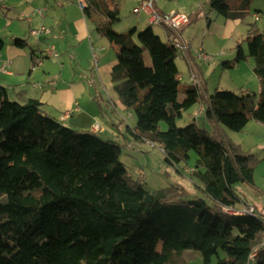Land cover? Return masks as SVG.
Returning <instances> with one entry per match:
<instances>
[{"label": "trees", "instance_id": "1", "mask_svg": "<svg viewBox=\"0 0 264 264\" xmlns=\"http://www.w3.org/2000/svg\"><path fill=\"white\" fill-rule=\"evenodd\" d=\"M82 3L88 18L92 11L108 19L119 14L120 0ZM208 3L224 19L243 20L251 0H238L235 10L227 0ZM152 27L138 33V43L135 29L96 27L115 46L114 90L136 116L128 143L70 128L37 99L16 102L0 87V264H186L185 250L193 248L204 264H264V220L223 209H238L235 186H255L259 161L221 135L243 132L250 121L264 126V33L248 34L247 54L237 46L234 61L224 63L233 68L251 58L259 94L215 90L203 102L201 89L178 83L180 56ZM200 102L215 129L177 126ZM140 143L158 146L176 168L195 153L190 177L211 204L185 200L180 186L150 191L138 176L133 181L120 157Z\"/></svg>", "mask_w": 264, "mask_h": 264}, {"label": "crops", "instance_id": "2", "mask_svg": "<svg viewBox=\"0 0 264 264\" xmlns=\"http://www.w3.org/2000/svg\"><path fill=\"white\" fill-rule=\"evenodd\" d=\"M143 1L145 0L141 2ZM171 1L158 0L159 12L179 13L173 8ZM81 2L83 0H0V6H4L17 22L13 23L12 20L7 19L8 33L0 32V87L5 88L9 98L16 102L23 103L25 99H37L50 117L65 125L68 124L66 126L70 128L128 143L132 139L127 133V127L136 125V116L126 110L114 90L111 73L117 64L115 46L96 31L97 24L111 25L115 30L114 24L118 21L100 16L93 11L89 18L86 17ZM237 2L238 0H235L230 4L233 10L236 9ZM37 10H42L43 15L36 13ZM250 10L251 3L245 11L243 20L223 19V25L220 26L210 19L207 23L209 34L204 36L201 43L197 40L192 41L191 37L184 38L182 34L187 27L191 26V23L178 33H168L165 28L157 27L161 33L158 35L165 42L180 40L189 45L187 58L179 57L181 65L177 63L181 72L178 83L185 88L194 87L193 82L190 86L184 81H191L190 74L192 71L196 72L204 97L203 102L213 92L209 93L203 71L197 66L200 62L196 60L197 52L201 49L206 51L214 56L215 62L216 57L217 59L225 57L229 51L233 60L237 53L236 47L240 46V41L245 39V33L242 34L240 29L244 28V25H249ZM261 11L262 14L263 10ZM260 15L253 14L252 17L255 21H261ZM140 16L136 17L139 23L133 22L134 18L126 22L125 29L133 27L130 30H136L133 35L134 41L137 40L138 33L150 25L148 17L142 19ZM141 20L144 22L142 23ZM42 26L49 28L51 34L41 35L38 38L30 35L31 30ZM154 27H152L153 30ZM250 28L251 26L246 33L255 31H250ZM16 40L27 42L24 46H20L16 44ZM229 45L233 48L227 50ZM50 47H53L58 57L53 58L47 53ZM244 53L247 54L245 51ZM37 60H40V63H37ZM239 64V70H246L244 75H241L244 80L239 87L250 89L258 94L260 84L254 72V61L248 58ZM2 66H5V73L1 72ZM237 66L229 69L234 70ZM222 68L227 69L224 63ZM246 76L250 79V83L247 82ZM254 79L256 81L253 83ZM257 80L259 89L257 86L258 90L254 91L253 85H257ZM52 82L55 84H51ZM215 90H219V85L214 87L213 91ZM180 98L183 99L184 95H180ZM203 102L197 104L199 108L194 111V114L202 109L203 113L195 116L194 120L202 117L204 121L201 127L207 130L210 124L214 130L215 125L205 119ZM96 123L101 127L97 132L93 130ZM251 123L249 122L246 127ZM187 169L184 168L188 172ZM239 205L238 209L246 204L241 207ZM185 251V257L187 253L198 254L190 249Z\"/></svg>", "mask_w": 264, "mask_h": 264}, {"label": "rangeland", "instance_id": "3", "mask_svg": "<svg viewBox=\"0 0 264 264\" xmlns=\"http://www.w3.org/2000/svg\"><path fill=\"white\" fill-rule=\"evenodd\" d=\"M120 1L121 2H120L119 14L114 17V19L117 20L118 22L114 24V28L117 32L129 33L131 31L130 29L133 27H131L130 29L129 28L125 29L127 26L126 22L134 18L133 22L139 23V20L136 18L137 16H134L132 14L133 9L131 8L136 5H141L142 0H120ZM208 1L209 0H172L171 1L173 8L177 12L190 15L192 19L191 26L187 27L182 33L184 35V38L191 37L192 41L197 40L201 43L204 36L209 34V32L207 31L209 29L207 27V23L210 22V19L213 20L216 25L219 26L223 25L224 18L211 10ZM227 2L231 4L235 2V0L234 1L227 0ZM155 8L156 10L159 9L157 3L155 5ZM261 10H263L262 14H261L262 12ZM253 14L254 15L261 14L260 16H262V20L255 21L254 18L252 17ZM140 15L139 16L142 19L144 18L146 19L148 17L145 13H141ZM248 18H249L248 20L249 25H244L245 27L240 29L242 31V34L245 33L244 35L245 39L248 36V33L246 32L248 27L250 26H251L250 29L252 31L255 30V33L257 32L264 33V0L251 1V10ZM7 19L12 20L13 23H17L13 19L12 15L8 13L7 9L4 8V6H0V32H3L4 34H7L9 29L6 26ZM141 22L143 23L144 21L141 20ZM154 28H155L154 31L157 34L158 33L161 34L160 31L157 29V27ZM136 42L138 43L137 40ZM240 44L243 50L247 52L248 51L247 42L241 40ZM230 46L231 45H229L227 50L233 48ZM29 47L30 46L28 45L27 46L28 50ZM227 52L229 56L227 54L225 57H221L220 59H217L216 57L214 63L213 62L209 64L203 62L197 63L199 70L202 69L203 71L204 81L207 84L209 93L214 92L213 91L214 87L217 85H219V90H230L236 92L241 88L239 86L241 82L244 80V77H241V75H244L246 70L245 69L239 70L238 69L240 65L239 63H238L239 65L236 64L234 66L235 68L238 65L237 68L234 70H231L229 68L223 69L222 63L234 61V59L232 60L230 57V52L229 51ZM145 55H146V61L147 63H149V57L147 53ZM176 62L178 63V65H181V60L179 58L177 59ZM255 81L256 79L253 80V83ZM184 82H187L186 84H190L191 86L192 81L188 80ZM247 82L250 83L249 78ZM257 86L259 89L258 80H257V85L256 84L253 85L254 91L258 90ZM199 89H201L200 86ZM256 98H258V95ZM198 108L199 107L197 105L194 107V109L186 111L184 113V116L177 120V126L186 127L193 123L203 126L204 120L202 117L197 119L195 118L194 120V117L196 116V114H194V111L197 110ZM200 113L201 114L203 113V109L200 111ZM250 123H251L250 126L246 127L243 130V132L239 133L225 129L223 130V132H221V135L224 136L226 140H230L235 144L239 145L243 151L242 154L252 156L254 159H257L259 161V163L256 164L254 168L255 186L253 187L246 183H238L235 186V192L239 195L242 202V203L239 202L240 203L239 207H241L243 204L248 205V207L249 205L250 206L255 205L256 206L255 212H257V214H259L260 217L264 220V126L259 123H256L255 121H250ZM162 130H166V126L164 124L162 125ZM207 130L210 132L213 131L210 124H208ZM151 144L149 145L148 143H144V144L140 143V144H135L133 148L129 146L123 148L120 160L125 165L129 177L133 181H135L139 174V169H142L145 172V181L143 183V184L146 183L144 186L145 189L153 191L170 186H180L181 188L184 189L186 193H188V195L184 197L185 200L204 198L207 200L208 204H211L209 198L205 195L203 190L199 189L197 185V184L201 185V183L196 179L192 180L190 177L192 173L191 168H194L197 162L196 154L192 152L189 162L187 164L183 163L178 168H176L169 165L166 162L165 156L163 154L164 152L162 149H160L158 146L154 144L152 145ZM184 168H188L187 169L188 172L184 170ZM177 169L179 170L178 171L179 173L177 172ZM181 171L185 173H182ZM260 212H262V214ZM193 251L197 252L196 250ZM185 259L187 261L186 264H204L199 254L187 253Z\"/></svg>", "mask_w": 264, "mask_h": 264}, {"label": "built area", "instance_id": "4", "mask_svg": "<svg viewBox=\"0 0 264 264\" xmlns=\"http://www.w3.org/2000/svg\"><path fill=\"white\" fill-rule=\"evenodd\" d=\"M56 1H60V0H56ZM157 1L158 0H145L144 2H142L141 5H137L136 7L133 8L132 14L134 16H139L141 13H145L149 18V24L151 26L163 27L166 30H170L172 32H178L182 30L183 28L187 27L188 25H190L191 19L186 14H179L175 12H172V13L158 12V10H156L155 8ZM81 6L84 7V4L82 2H81ZM36 13H38L39 15H43L42 10H37ZM258 17L259 16H257V18ZM30 34L31 36L38 38L41 35L51 34V31L46 27H41L39 29L31 30ZM173 46L177 50L180 57L187 58V54L189 50L188 44L183 43L180 40H175L173 41ZM47 53L53 58L58 57V55L54 52L53 47L48 48ZM196 57L200 62H203V63L209 64V63L214 62V56L208 54L206 51L202 49L197 52ZM94 59L96 61L95 56H94ZM37 63H40V60H37ZM1 72L3 73L6 72L5 66H2ZM190 79L193 82V84L199 88L200 81L198 79L196 72L192 71V73L190 74ZM51 84H55V83L52 82ZM199 115H200V112L196 113V116H199ZM100 128L101 127L98 123H96L93 126V130L96 132L99 131ZM148 144L150 145L151 143H148ZM138 178H139L140 184H143L145 181V174L142 170H139ZM223 209H224V212L230 215H244V214L254 215L256 213L255 212L256 208L254 206H249V207L244 206L242 207V209H234L231 207L223 208Z\"/></svg>", "mask_w": 264, "mask_h": 264}]
</instances>
